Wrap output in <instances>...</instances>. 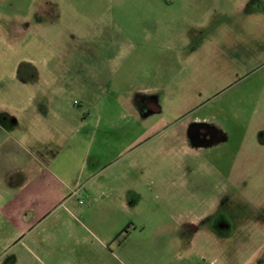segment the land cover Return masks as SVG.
<instances>
[{"label":"rangeland","instance_id":"rangeland-1","mask_svg":"<svg viewBox=\"0 0 264 264\" xmlns=\"http://www.w3.org/2000/svg\"><path fill=\"white\" fill-rule=\"evenodd\" d=\"M6 11L0 127H118L104 172L123 196L127 253L169 229L174 264H188L183 236L197 227L209 264H264V0H15ZM38 48L42 77L56 80L23 111L27 67L40 72L23 59ZM86 64L94 72L79 74ZM197 125L213 143L191 137ZM247 232L254 248L238 255ZM143 249L122 263L164 264Z\"/></svg>","mask_w":264,"mask_h":264},{"label":"crops","instance_id":"crops-1","mask_svg":"<svg viewBox=\"0 0 264 264\" xmlns=\"http://www.w3.org/2000/svg\"><path fill=\"white\" fill-rule=\"evenodd\" d=\"M14 2L0 0V20H12L6 7ZM15 29L19 35L26 31L22 24ZM33 47L32 42L25 46L28 50ZM38 50L36 55L32 53L34 58L23 59L40 70L35 75L30 66L25 69L28 76L23 87V111L33 100L40 102L49 91L48 85L56 80L42 77L40 67L44 62L36 60L42 56ZM76 67L79 74L94 72L84 70L87 64ZM4 79L5 75H0V81ZM44 126L0 127V264H123L121 259L132 262L134 256L140 258L143 248L145 256L161 252L164 264H174L176 237L169 229L163 241L159 236L141 238L135 254L125 251L122 239L114 240L124 229L123 196L112 188L111 174L104 172L108 166L104 151L109 144L108 133L118 127ZM131 128L138 127L122 130ZM79 136L82 138L75 140ZM135 228L145 234L143 224ZM201 240H192L190 247L197 259L188 264H209ZM155 244L162 245L153 252L149 246ZM210 264L217 263L213 260Z\"/></svg>","mask_w":264,"mask_h":264},{"label":"flooded vegetation","instance_id":"flooded-vegetation-1","mask_svg":"<svg viewBox=\"0 0 264 264\" xmlns=\"http://www.w3.org/2000/svg\"><path fill=\"white\" fill-rule=\"evenodd\" d=\"M190 131L191 132H189V133H191V137L196 138L199 144L209 145V144L214 142L215 134L213 133V131H211L207 127H198V125H197V126H193ZM198 147H199V145H198ZM193 231H195L194 234H196L198 232L197 227H194ZM185 233H187V231H184V234ZM194 234L191 233L188 237H187V235H184L183 238H185V239L189 238V240L192 243V240L194 238H196ZM246 234H247L246 236H242V237L238 236L236 238V241L234 242L235 244H234L233 250L235 249L237 251L238 255L239 254H241L242 256L249 255L250 250L254 248L253 246L255 245V240H256V239H254L255 237L252 236L251 233H249V232H247ZM179 238H182V237H179ZM212 240L215 241L214 244H217L218 241H219V243H222L220 241V238L219 239L213 238ZM212 249H216V247H214Z\"/></svg>","mask_w":264,"mask_h":264},{"label":"trees","instance_id":"trees-1","mask_svg":"<svg viewBox=\"0 0 264 264\" xmlns=\"http://www.w3.org/2000/svg\"><path fill=\"white\" fill-rule=\"evenodd\" d=\"M127 234H128V231L124 228L122 231H120V232L116 235V237H115L114 240L121 239V238H120L121 236H126Z\"/></svg>","mask_w":264,"mask_h":264}]
</instances>
